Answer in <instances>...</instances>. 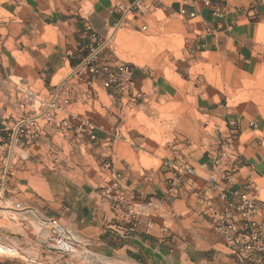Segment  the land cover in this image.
Returning a JSON list of instances; mask_svg holds the SVG:
<instances>
[{
	"label": "rangeland",
	"instance_id": "1",
	"mask_svg": "<svg viewBox=\"0 0 264 264\" xmlns=\"http://www.w3.org/2000/svg\"><path fill=\"white\" fill-rule=\"evenodd\" d=\"M98 36L96 62L128 65L133 77L130 90L124 94L113 93L102 87L98 77L81 78L74 74V69L62 72L54 78L53 86L57 87L55 94L59 93L62 107L67 106L71 132L66 128L65 134L59 125L41 118L39 122L45 124L41 142L35 138L27 143L24 137H12L10 129L0 140V144H5L4 154L13 150L15 156L33 142L42 143L33 147L31 151L36 153L30 151L33 155L28 160L52 170L56 168L57 176L71 182L66 185L71 190L77 189V182L93 184L98 190L118 182H138L135 187L148 189L147 198L139 201L146 204L145 216L152 218L161 205H167L171 211L186 210V204L175 202L182 182L200 178L197 184H215L208 179L215 173L204 174L200 168L203 163L223 170L221 183L234 180L232 174L238 161L233 153V141L237 139L234 136L239 125L247 129L240 144L258 138L264 148V132L258 128L259 122L264 123V26L259 28L255 41L254 58L262 62L257 74L243 72L232 60L194 51L188 45L182 17L166 19L157 14L139 29L112 28L106 36ZM23 83L26 92H39L46 104L55 96L52 90L45 89V81H18L17 84ZM165 84L171 87L169 94L160 89ZM32 109L28 107L26 111L24 107L19 119L31 115ZM83 120L88 124L75 131V123ZM96 130L104 134L102 145L100 141L92 144ZM238 146L239 150L243 149ZM5 165L0 164V175L10 179L14 166ZM187 168H194L197 175H188ZM245 184L264 185V180L256 177L246 180ZM196 187V194L191 201L186 200L187 205L209 214L208 207L199 202L205 186ZM261 195L264 198L263 192ZM149 198L153 200L147 204ZM129 205V211L123 212L128 214L125 223L135 227L137 207ZM21 208L26 209L18 207ZM211 217L210 229L215 231L218 216L211 214ZM50 218H55L71 235L74 246L70 251L46 250L49 233L39 225L40 220L22 224L16 214L0 212V264H32L29 259L41 264H141L125 254L84 241L78 235L77 226L72 228L51 215L44 219ZM155 223L161 224L158 219ZM173 236H176L174 231L167 237ZM35 240L41 242L47 257L39 253Z\"/></svg>",
	"mask_w": 264,
	"mask_h": 264
},
{
	"label": "crops",
	"instance_id": "2",
	"mask_svg": "<svg viewBox=\"0 0 264 264\" xmlns=\"http://www.w3.org/2000/svg\"><path fill=\"white\" fill-rule=\"evenodd\" d=\"M181 10L193 11L195 16L182 15ZM157 14L166 19L182 17L188 45L194 51L232 60L237 68L250 74H257L262 66L254 54L259 28L264 26V0H0V140L8 130L13 131L23 112L20 104L24 102V83L17 84L18 81H45V89L55 94L54 78L75 69L87 57L93 44L91 33L106 36L110 29L119 27L136 30ZM160 89L165 94L171 91L168 84ZM31 93L29 102L43 101L39 92L32 90ZM58 98L56 92L48 122L59 125V130L67 134L66 128L71 132L72 123L66 113L67 106L63 108ZM80 124L75 123V131L83 128ZM44 127L36 138L39 142ZM258 128L264 132V123L259 122ZM237 132L234 136L237 139L233 141V153L238 161L232 174L234 180L221 183L223 170L203 163L200 168L204 174H216L208 178L215 184H197L200 178L182 182L175 202L186 204V210L171 211L165 207L167 205H161L155 218L146 217V204L139 200L147 198L148 189L135 187L138 182H118L120 191H113L116 196L82 182H77V189L71 190L66 186L71 182L57 176L56 168L52 170L28 160L33 155L30 154L33 147L42 143L33 142L15 156L13 150L4 154L5 144L1 143V166L7 163L14 169L10 179L0 175V212L16 214L22 224L45 220L50 215L57 217L65 225L79 227L78 235L84 241L125 254L141 264H256L238 257L221 236L210 229L211 214L219 216L227 202H237L238 194L245 192L260 201L256 219L261 224L264 242V198L261 195L264 185L245 184L246 180L256 177L264 180L263 143L252 138L240 144L247 129L239 125ZM53 133L56 136V131ZM94 133L92 144L100 141L102 145L103 132ZM79 136L78 133L75 136L77 141ZM84 143L90 146L87 141ZM238 145L243 149L239 150ZM185 172L197 175V172ZM196 185L205 186L199 202L208 207L209 214L204 215L187 205L186 200L191 201L196 194ZM131 203L137 207L135 227L125 223L128 214L123 213L129 211ZM19 206L26 209H18ZM157 219L161 224H154ZM236 219L240 227L241 220ZM172 231L176 236L168 238ZM35 242L39 244V253L47 257L48 252L41 249V242Z\"/></svg>",
	"mask_w": 264,
	"mask_h": 264
},
{
	"label": "built area",
	"instance_id": "3",
	"mask_svg": "<svg viewBox=\"0 0 264 264\" xmlns=\"http://www.w3.org/2000/svg\"><path fill=\"white\" fill-rule=\"evenodd\" d=\"M182 15L187 14L189 17H194L193 11L186 12L181 10ZM144 29L145 27L142 26ZM92 45L89 48L87 57L74 69V74L81 78L98 77L101 80V85L106 90L113 93L124 94L132 85V73L129 66L123 63L113 66L108 64H99L96 62V54L98 50V42L100 37L94 32L91 33ZM23 101L21 107L25 104L33 108L31 115L21 117L14 126L12 137H24L26 142L37 138L40 131L44 127L38 120L50 118V109L54 106L53 100L49 103L43 101H31L32 93L24 90ZM36 102L38 105H36ZM44 106V108H42ZM27 107V108H28ZM26 108V111H27ZM43 111H39V110ZM36 112H41L37 114ZM233 124L234 121L232 120ZM88 122L83 120L80 127L86 126ZM109 165V164H107ZM190 174H196L193 168H187ZM104 194L115 195L113 191H120L119 184H110L102 188ZM113 192V193H112ZM118 200V199H117ZM252 195L247 193H239L238 201H229L222 214H220L214 224L215 231L221 236L225 244L230 246L241 259L249 263L264 264V242L261 236V224L256 219V214L259 210V203ZM263 202V201H262ZM151 201L148 202L150 204ZM134 213H131L133 216ZM237 217L241 220V226L237 225ZM39 225L48 231V238L45 242L46 250L68 252L74 246V241L67 230H65L55 218L39 221ZM32 264H41V262L29 259Z\"/></svg>",
	"mask_w": 264,
	"mask_h": 264
}]
</instances>
